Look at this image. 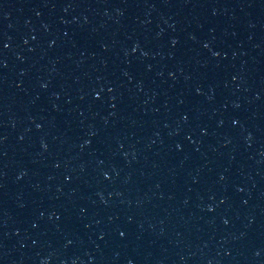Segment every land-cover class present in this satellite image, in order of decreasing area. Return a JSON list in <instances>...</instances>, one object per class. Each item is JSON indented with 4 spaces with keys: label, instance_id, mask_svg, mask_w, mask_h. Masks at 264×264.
I'll return each instance as SVG.
<instances>
[{
    "label": "water",
    "instance_id": "95a60500",
    "mask_svg": "<svg viewBox=\"0 0 264 264\" xmlns=\"http://www.w3.org/2000/svg\"><path fill=\"white\" fill-rule=\"evenodd\" d=\"M0 264H264V0H0Z\"/></svg>",
    "mask_w": 264,
    "mask_h": 264
}]
</instances>
